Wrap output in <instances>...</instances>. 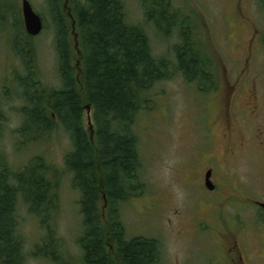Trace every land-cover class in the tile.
<instances>
[{"label": "rangeland", "instance_id": "374dc122", "mask_svg": "<svg viewBox=\"0 0 264 264\" xmlns=\"http://www.w3.org/2000/svg\"><path fill=\"white\" fill-rule=\"evenodd\" d=\"M123 1L128 20L146 26L154 54L174 62L177 32L165 36L148 22L142 0ZM30 2L45 21L41 34L31 37L22 0H0V106L5 115L0 149L14 170L42 157L55 186V206L45 222L30 213L24 198L18 201L25 264H85L79 241L81 193L65 164L73 149L71 135L62 126L27 136L20 132L26 101L18 77L38 73L46 88L64 86L49 0ZM172 3L210 55L217 87L200 92L176 73L150 91L147 108L133 126L141 157L134 182L143 191L117 203L118 216L128 238L159 240L155 264H230L236 255L238 264H264V208L255 203H264V0ZM72 27L79 72L78 31ZM90 116L85 111L84 124L92 133V110ZM210 168L217 185L213 192L204 185ZM45 241L49 246L41 251Z\"/></svg>", "mask_w": 264, "mask_h": 264}, {"label": "trees", "instance_id": "16d2710c", "mask_svg": "<svg viewBox=\"0 0 264 264\" xmlns=\"http://www.w3.org/2000/svg\"><path fill=\"white\" fill-rule=\"evenodd\" d=\"M142 1L146 20L158 31L165 36L177 32L180 40L174 46V62L154 54L146 26L128 20L123 0H49L64 86L50 90L38 73L17 76L26 101L20 132L27 136L31 131L50 132L62 126L71 135L73 149L65 155V164L81 193L84 229L79 241L85 264H155L160 260L159 240L128 238L118 216L117 203L143 191L134 182L141 157L133 126L147 108L150 91L176 73L196 83L200 92L217 87L210 55L187 25L188 18L172 0ZM73 23L78 31L79 72L70 36ZM88 105L93 112L92 133L84 124ZM4 120L0 106V127ZM6 159L0 149V264H25L18 201L24 198L30 213L45 222L47 211L55 206V186L42 157L20 170L12 169ZM47 242L41 251L49 246ZM44 254L48 257L49 253Z\"/></svg>", "mask_w": 264, "mask_h": 264}, {"label": "water", "instance_id": "95a60500", "mask_svg": "<svg viewBox=\"0 0 264 264\" xmlns=\"http://www.w3.org/2000/svg\"><path fill=\"white\" fill-rule=\"evenodd\" d=\"M21 10H22L24 27H25L26 32L31 36H37L41 34L45 26L44 19L41 14L35 11L30 0H22ZM77 38L78 37L75 35L76 47L78 48ZM86 108L89 114V119H91V116H90L91 106L88 105ZM89 122L91 124L90 128L93 130V124L91 123V120ZM212 173H213L212 169H208V171L206 172V176H205V186L209 190H213L215 188V184L211 180ZM105 204H106V199H105ZM258 204L264 208L263 202H258Z\"/></svg>", "mask_w": 264, "mask_h": 264}, {"label": "flooded vegetation", "instance_id": "af4514ba", "mask_svg": "<svg viewBox=\"0 0 264 264\" xmlns=\"http://www.w3.org/2000/svg\"><path fill=\"white\" fill-rule=\"evenodd\" d=\"M23 23H24V21H23ZM210 169H211V168H210ZM212 171H213V170H212ZM205 176H206V174H205ZM211 180H212V182L215 184V188H214L213 190H209V189H207V190H209L210 192H211V191L213 192V191H215V190L217 189V185H216V183L214 182V171H213V173H212ZM204 185H205V181H204ZM258 202H260V201H256L255 203H256L257 205H259ZM239 258H240V260L244 261V258H242L241 254L238 256V259H239ZM229 263H230V264H238V261H237V255H236V257H234V258H231V257H230ZM243 264H246V262H244Z\"/></svg>", "mask_w": 264, "mask_h": 264}]
</instances>
